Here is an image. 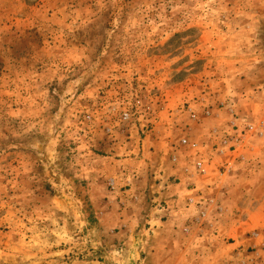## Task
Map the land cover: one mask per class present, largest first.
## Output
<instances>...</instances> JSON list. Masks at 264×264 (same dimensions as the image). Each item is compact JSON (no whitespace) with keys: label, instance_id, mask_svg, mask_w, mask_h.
<instances>
[{"label":"rangeland","instance_id":"1","mask_svg":"<svg viewBox=\"0 0 264 264\" xmlns=\"http://www.w3.org/2000/svg\"><path fill=\"white\" fill-rule=\"evenodd\" d=\"M240 64L264 84V0H0V264H157L122 249L128 168L217 150Z\"/></svg>","mask_w":264,"mask_h":264},{"label":"crops","instance_id":"2","mask_svg":"<svg viewBox=\"0 0 264 264\" xmlns=\"http://www.w3.org/2000/svg\"><path fill=\"white\" fill-rule=\"evenodd\" d=\"M248 25L252 27V23ZM242 40L240 46L245 45ZM254 43L252 39L249 44ZM254 58L258 56L249 61ZM238 70L249 74L242 64ZM239 74L235 75L239 86L224 85L221 96L233 105L240 124L264 122V84L254 86ZM195 131L186 129L190 138L183 139L181 150L177 148V165L162 162V167L150 168L146 163L150 151L144 144V158L135 175L128 168L131 175L123 184L128 182L130 189L124 199L129 205L138 203L139 213L136 218L128 214L121 220L122 233L128 239L122 249H153V256L166 257L157 264H172L173 256L181 254L186 264H241L255 253L252 249L258 252L264 243V138L252 137L244 148L219 154L214 148L216 140L200 145L202 139L193 136ZM210 205L219 212L213 213L207 208Z\"/></svg>","mask_w":264,"mask_h":264},{"label":"built area","instance_id":"3","mask_svg":"<svg viewBox=\"0 0 264 264\" xmlns=\"http://www.w3.org/2000/svg\"><path fill=\"white\" fill-rule=\"evenodd\" d=\"M232 112L235 113L233 110ZM206 114H209V112L206 111ZM230 131L228 135L227 133H225V135L222 137V145L217 147V152L219 154L232 153L241 147L244 148L246 142L249 141L253 136V133L256 132L252 125H239L237 123L233 124L232 130ZM260 135L264 136V127H262V132L260 133ZM197 166L200 171H202L203 173L205 172V170L202 168L201 162H199ZM253 235L255 237L258 236L256 232L253 233ZM258 257L264 258V243L261 245V249L258 252L256 251L252 256H250L246 260H242L241 264H256L257 259H259Z\"/></svg>","mask_w":264,"mask_h":264}]
</instances>
